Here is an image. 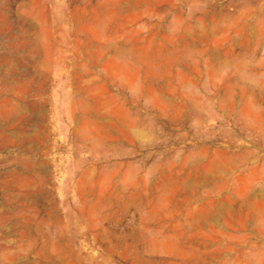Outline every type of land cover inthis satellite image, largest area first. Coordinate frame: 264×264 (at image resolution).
<instances>
[{
    "label": "rangeland",
    "instance_id": "374dc122",
    "mask_svg": "<svg viewBox=\"0 0 264 264\" xmlns=\"http://www.w3.org/2000/svg\"><path fill=\"white\" fill-rule=\"evenodd\" d=\"M0 264H264V0H0Z\"/></svg>",
    "mask_w": 264,
    "mask_h": 264
}]
</instances>
